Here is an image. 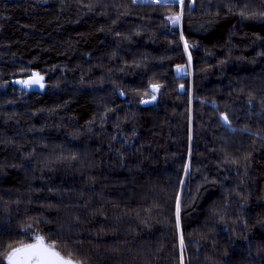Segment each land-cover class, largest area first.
I'll list each match as a JSON object with an SVG mask.
<instances>
[{
	"label": "trees",
	"instance_id": "16d2710c",
	"mask_svg": "<svg viewBox=\"0 0 264 264\" xmlns=\"http://www.w3.org/2000/svg\"><path fill=\"white\" fill-rule=\"evenodd\" d=\"M37 237L264 264V0H0V264Z\"/></svg>",
	"mask_w": 264,
	"mask_h": 264
},
{
	"label": "snow or ice",
	"instance_id": "6c2138e0",
	"mask_svg": "<svg viewBox=\"0 0 264 264\" xmlns=\"http://www.w3.org/2000/svg\"><path fill=\"white\" fill-rule=\"evenodd\" d=\"M179 20L177 15L173 22ZM43 77L39 73H33L31 80L21 81V83L31 86L32 84H41ZM155 87V86H154ZM227 121V116L224 117ZM59 239L60 237H56ZM63 248L67 249L68 244L62 240ZM55 245H45L42 237H37L36 243L22 244L21 247L12 248L6 255L10 264H84L83 261L74 260L69 253L68 258L60 255V252L55 250ZM25 255L21 258L20 254Z\"/></svg>",
	"mask_w": 264,
	"mask_h": 264
},
{
	"label": "rangeland",
	"instance_id": "374dc122",
	"mask_svg": "<svg viewBox=\"0 0 264 264\" xmlns=\"http://www.w3.org/2000/svg\"><path fill=\"white\" fill-rule=\"evenodd\" d=\"M158 1H179V2H181V4H183L184 3V0H158ZM180 22H181V24H182V16L180 17ZM187 58H188V63H189V67H188V69L190 70V72H191V70H192V59H191V54H190V51H189V49L187 48ZM180 71H182V72H184L185 71V69L184 68H180ZM34 73H39V75L41 76V77H43V79H42V81H41V84H43V87H41L39 84H32L31 86H29V85H26L27 87H34V88H38V89H45V87H46V81H45V77H44V75L41 73V72H39V71H35ZM25 80H31L30 78L28 79V78H26V79H24L23 81H25Z\"/></svg>",
	"mask_w": 264,
	"mask_h": 264
},
{
	"label": "water",
	"instance_id": "95a60500",
	"mask_svg": "<svg viewBox=\"0 0 264 264\" xmlns=\"http://www.w3.org/2000/svg\"><path fill=\"white\" fill-rule=\"evenodd\" d=\"M43 240H44V239H43ZM32 243H36V240H34V241L30 242V243H27V244H32ZM44 243H45V245H51V244L48 243L46 240H44ZM20 247H21V246H20ZM55 250L58 251V252H60V255H61V256L65 257V258H68L67 255L63 254V253H62L60 250H58L57 248H55ZM24 255H25L24 253H21V254H20V257L22 258ZM73 259H74V258H73ZM74 260H76V259H74ZM9 263H10V262H9Z\"/></svg>",
	"mask_w": 264,
	"mask_h": 264
}]
</instances>
